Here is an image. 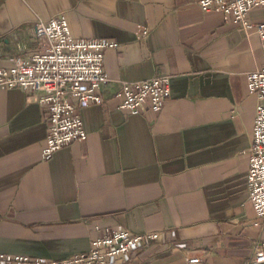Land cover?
I'll list each match as a JSON object with an SVG mask.
<instances>
[{
    "label": "crops",
    "instance_id": "crops-1",
    "mask_svg": "<svg viewBox=\"0 0 264 264\" xmlns=\"http://www.w3.org/2000/svg\"><path fill=\"white\" fill-rule=\"evenodd\" d=\"M60 15L75 38L118 48L105 54L104 103L80 110L87 140L49 162L39 94L0 89V253L60 261L123 228L160 236L120 264H256L264 220L247 176L258 99L246 75L264 66L259 36L199 0H0V67L44 48L28 31ZM250 20L264 22V8ZM161 76L171 97L160 114L119 108L122 83Z\"/></svg>",
    "mask_w": 264,
    "mask_h": 264
},
{
    "label": "built area",
    "instance_id": "built-area-1",
    "mask_svg": "<svg viewBox=\"0 0 264 264\" xmlns=\"http://www.w3.org/2000/svg\"><path fill=\"white\" fill-rule=\"evenodd\" d=\"M205 13L221 12L227 19L249 33H256L264 49V22L253 23L250 13L264 8V0H199ZM148 34L141 31L142 38ZM28 38L45 40L47 45L26 59L16 56L9 69L0 67V89H20L39 94L48 124L42 161L49 162L63 148L88 138L80 110L102 105L103 87L109 79L105 71V54L117 49L118 43L102 38L77 39L65 15L47 22L37 21ZM247 90L258 99L253 144L249 150L247 176L249 200L257 219L264 220V66L246 75ZM115 97L119 108L131 115L160 114L171 97V77L161 76L145 81L122 83ZM260 222L255 226H260ZM158 233L136 235L123 228L101 230L92 240L88 252L60 261L0 253V264H120L135 254L146 241H157ZM256 264L264 263V241L256 248ZM186 264H207L200 258H189Z\"/></svg>",
    "mask_w": 264,
    "mask_h": 264
}]
</instances>
